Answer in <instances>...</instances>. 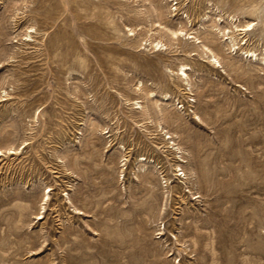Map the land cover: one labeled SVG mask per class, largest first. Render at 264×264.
Wrapping results in <instances>:
<instances>
[{
    "label": "rangeland",
    "instance_id": "obj_1",
    "mask_svg": "<svg viewBox=\"0 0 264 264\" xmlns=\"http://www.w3.org/2000/svg\"><path fill=\"white\" fill-rule=\"evenodd\" d=\"M184 1L0 0V264H264V0Z\"/></svg>",
    "mask_w": 264,
    "mask_h": 264
},
{
    "label": "bare ground",
    "instance_id": "obj_2",
    "mask_svg": "<svg viewBox=\"0 0 264 264\" xmlns=\"http://www.w3.org/2000/svg\"><path fill=\"white\" fill-rule=\"evenodd\" d=\"M127 1V0H126ZM180 1V0H179ZM182 1V0H181ZM184 1V0H183ZM191 3V2H190ZM178 4V3H177ZM179 4H181V3H179ZM184 4H185V1H184ZM182 5H183V2H182ZM198 5H199V3H198ZM196 7V6H195ZM187 8V7H186ZM192 8V7H191ZM193 8H194V6H193ZM183 9H181L180 7H176L175 8V10H174V12H173V16L174 17H178V19L180 20L178 23V25L176 26V25H174V23L172 22H170L169 20H168V23L163 27V29H165V31H168V36H169V38H170V41H171V43H168L169 45H167L166 43H162L161 41H159V42H157V45H155L156 46V48L159 46V45H161L160 46V48H164L165 47V49H168L170 46H172V44H174V43H178V42H180L181 40H182V35H187V34H184L183 32L184 31H186V27H188V25L190 24V30H193V27L194 26H196V25H194L193 26V23H195L196 22V19H200V21L202 20H204V16H206V15H201L200 13H195L194 14V16H192V14L190 15L189 13H187V12H184L183 14L181 13V11H182ZM139 11V13H137V14H139L140 15V10H138ZM137 11V12H138ZM195 11V10H194ZM141 12H143V11H141ZM183 12V11H182ZM197 12H198V10H197ZM142 14V13H141ZM185 15V16H184ZM138 16V15H137ZM192 17H194V18H192ZM167 18H168V16H167ZM206 18V17H205ZM173 19V18H172ZM207 21V20H206ZM199 22V21H198ZM204 22H205V20H204ZM202 24V23H201ZM200 24V25H201ZM164 25V24H163ZM162 25V26H163ZM159 26H161V25H159ZM215 26V25H214ZM139 27V26H138ZM238 27V25H236V28ZM195 28V27H194ZM253 27H252V24H249V25H247L246 26V28H245V30L246 31H249V30H251ZM205 29V28H204ZM199 30H201V29H199ZM206 30V29H205ZM244 30V29H243ZM130 31H134L133 29H130ZM28 37H32L31 35H28ZM190 37V36H189ZM194 39H196V38H194ZM232 39H234V38H232ZM235 40L236 39H234L233 40V42H235ZM195 41V40H194ZM197 42V41H196ZM156 44V43H155ZM234 44V46H236V43H233ZM206 46V45H205ZM204 46V47H205ZM238 46V45H237ZM207 49H209L208 47H207ZM211 50V49H210ZM209 51V50H208ZM205 53V52H204ZM214 53V52H213ZM245 53H247L248 55H249V51H245ZM251 53V55L252 56H254L255 54L253 53V52H250ZM210 54H212V52L210 53ZM214 55H216V54H214ZM213 59H214V57H213ZM211 61V60H210ZM215 65L216 64H218L219 63V61L217 60V59H215ZM262 63L264 64V57L262 58ZM220 66V65H219ZM189 68L190 67H188L187 65H183V66H181L180 67V70H179V72H178V77H179V79L180 80H183V82H184V80L186 81L187 80V78H188V70H189ZM187 82V81H186ZM185 84V83H184ZM188 84V83H187ZM190 85V84H189ZM136 104H138V103H136ZM1 154V153H0ZM48 197V196H47Z\"/></svg>",
    "mask_w": 264,
    "mask_h": 264
}]
</instances>
